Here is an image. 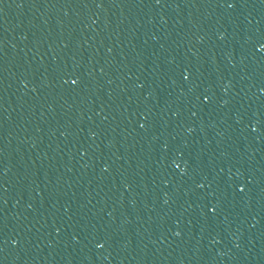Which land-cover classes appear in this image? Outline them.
Returning a JSON list of instances; mask_svg holds the SVG:
<instances>
[{
    "label": "water",
    "instance_id": "water-1",
    "mask_svg": "<svg viewBox=\"0 0 264 264\" xmlns=\"http://www.w3.org/2000/svg\"><path fill=\"white\" fill-rule=\"evenodd\" d=\"M0 264H264V0H0Z\"/></svg>",
    "mask_w": 264,
    "mask_h": 264
},
{
    "label": "snow or ice",
    "instance_id": "snow-or-ice-1",
    "mask_svg": "<svg viewBox=\"0 0 264 264\" xmlns=\"http://www.w3.org/2000/svg\"><path fill=\"white\" fill-rule=\"evenodd\" d=\"M157 2H159V0H157ZM227 6L230 7V8H232V7H235L236 5H235V3H228ZM72 83H73V84H76L77 81H76V80H72ZM177 167H179V165H177ZM240 191H244V189L241 188ZM213 211H215V209H213ZM99 246H100V247H103L104 245H103V244H100Z\"/></svg>",
    "mask_w": 264,
    "mask_h": 264
}]
</instances>
